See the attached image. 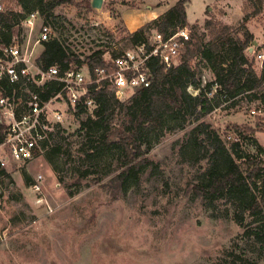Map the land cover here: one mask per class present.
Here are the masks:
<instances>
[{
  "label": "rangeland",
  "instance_id": "1",
  "mask_svg": "<svg viewBox=\"0 0 264 264\" xmlns=\"http://www.w3.org/2000/svg\"><path fill=\"white\" fill-rule=\"evenodd\" d=\"M3 1L9 9L18 7L16 0ZM73 1L57 6L51 19L53 36L63 39L72 51L87 56L105 50L108 58L114 47L122 50L129 46L126 36L131 31L122 12L158 3L104 0L101 9H94L86 5L91 0ZM160 2L174 5L177 0ZM187 11L191 27L202 26L213 17L238 34L245 15L250 14L246 26L255 36L250 57L256 71L261 72L257 54L264 50V11L259 5L252 0H192ZM212 36L210 32L206 40ZM206 72L209 80L212 74L202 66L201 74ZM262 103L244 96L233 106L222 105L208 120L228 145L239 140L235 131L239 125L250 129L264 148ZM66 125L73 133L79 120L71 118ZM189 129L175 126L165 131L148 154L160 162L162 171L153 174L148 170L140 185L130 186L125 192L112 185L114 171L106 164L78 181L71 164L60 159L64 182H60L44 153L10 167L11 176L0 180V264H215L237 243L239 252L246 250L257 256L258 245L239 239L242 228L233 219L213 216L206 203L193 193L198 166L182 161L179 155ZM69 140H77V135ZM40 175L43 180L39 193L32 184ZM259 264L264 260L260 259Z\"/></svg>",
  "mask_w": 264,
  "mask_h": 264
},
{
  "label": "trees",
  "instance_id": "2",
  "mask_svg": "<svg viewBox=\"0 0 264 264\" xmlns=\"http://www.w3.org/2000/svg\"><path fill=\"white\" fill-rule=\"evenodd\" d=\"M16 1L19 9L0 12L4 41H9V32L3 30H10L30 12L38 10L44 22L51 23L58 5L74 4L73 0ZM191 1L177 0L163 14L130 32L126 36L129 46L149 42L156 31L170 36L190 25L187 6ZM86 5L91 6L90 2ZM245 16L241 34L213 17L207 18L201 27L192 26L193 39L187 43L178 64L166 69L159 59H153L152 84L134 91L124 101L104 84L92 93L99 102L93 112L83 105L74 110V119L79 120L75 132L69 133L68 127L57 128L44 144V155L60 182H64L60 159L71 164L78 181L106 164L114 171L112 185L125 192L130 186L140 185L148 170L153 174L162 171L160 162L148 154L164 132L175 126L190 127L180 144L179 155L182 161L198 166L193 193L206 203L213 216L233 219L242 228L241 241L252 240L259 247L255 256L246 250L239 252L237 243L215 264H259L260 259L264 260V148L250 129L239 125L235 129L239 140L228 145L220 130L208 120L226 100L233 106L241 97L249 96L264 104V67L258 73L250 57L255 36L246 26L250 14ZM210 32L213 36L206 40ZM83 56L72 53L64 42L53 38L43 42L37 62L42 68L86 63L92 71L110 64L105 50L95 51L85 59ZM202 66L212 74V80L205 84ZM214 84L219 86L216 92ZM190 86L198 89V94L189 92ZM73 134L77 140L71 141ZM1 176L11 175L3 170Z\"/></svg>",
  "mask_w": 264,
  "mask_h": 264
},
{
  "label": "built area",
  "instance_id": "3",
  "mask_svg": "<svg viewBox=\"0 0 264 264\" xmlns=\"http://www.w3.org/2000/svg\"><path fill=\"white\" fill-rule=\"evenodd\" d=\"M253 2L264 11V0ZM6 10V4L0 0V12ZM1 31L0 25V180L3 170L42 155L52 133L67 127L66 123L74 118L73 112L79 106L93 112L99 104L93 92L106 84L117 99L126 100L134 91L152 84L154 72L150 62L153 59H159L169 69L179 63L187 43L193 39V28L189 25L170 36L156 31L149 42H137L122 50L114 47L112 53L116 54L108 58L110 64L92 71L86 63L66 68L57 64L42 68L38 64L43 42L53 38L64 42L53 36L52 23H45L38 10L30 12L10 30H3L9 32V41H4ZM257 57L263 68L264 50ZM202 79L203 84L212 80L207 79V72ZM218 89L214 84L213 92ZM189 90L199 92L192 86ZM229 102L226 100L223 105ZM42 180L40 175L32 184L39 193Z\"/></svg>",
  "mask_w": 264,
  "mask_h": 264
},
{
  "label": "crops",
  "instance_id": "4",
  "mask_svg": "<svg viewBox=\"0 0 264 264\" xmlns=\"http://www.w3.org/2000/svg\"><path fill=\"white\" fill-rule=\"evenodd\" d=\"M158 0L156 5H149L147 9L133 8L132 10H125L122 12V19L126 27L131 31L137 30L145 23L157 18L159 15L167 11L172 5L164 4ZM43 49V47H42ZM42 49L40 50L42 52Z\"/></svg>",
  "mask_w": 264,
  "mask_h": 264
},
{
  "label": "water",
  "instance_id": "5",
  "mask_svg": "<svg viewBox=\"0 0 264 264\" xmlns=\"http://www.w3.org/2000/svg\"><path fill=\"white\" fill-rule=\"evenodd\" d=\"M104 0H91V6L94 9H101L103 7ZM252 50V47L250 48Z\"/></svg>",
  "mask_w": 264,
  "mask_h": 264
}]
</instances>
